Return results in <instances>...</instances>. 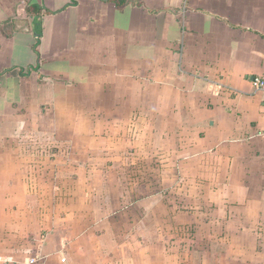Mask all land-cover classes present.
Segmentation results:
<instances>
[{
    "label": "crops",
    "instance_id": "0c3cea01",
    "mask_svg": "<svg viewBox=\"0 0 264 264\" xmlns=\"http://www.w3.org/2000/svg\"><path fill=\"white\" fill-rule=\"evenodd\" d=\"M257 77L264 0H0V264H108L80 203L65 217L39 204L29 173L46 135L94 136L103 156L130 148L134 165L166 168V189L184 184L214 230L236 233L185 264H264Z\"/></svg>",
    "mask_w": 264,
    "mask_h": 264
},
{
    "label": "rangeland",
    "instance_id": "374dc122",
    "mask_svg": "<svg viewBox=\"0 0 264 264\" xmlns=\"http://www.w3.org/2000/svg\"><path fill=\"white\" fill-rule=\"evenodd\" d=\"M79 127L84 128L82 124ZM93 137L77 136L78 143L64 137L53 145L46 135L44 139L48 140H39L38 144H42L37 148L38 157L44 162L39 170L29 175L40 177L39 183H43V188L39 185L38 189L43 196L39 204L43 202L44 210L54 207L56 214L65 217L69 211L74 213L73 201L80 203L77 208L82 211L81 226L92 224L96 237L104 242L102 254H98L103 262L185 264L182 262L184 257L190 261L195 258L212 260L214 255L227 249L220 240L226 238L225 234L230 239L232 231L221 232L218 224L214 230L213 216L203 219L197 214L196 200H189L181 194L187 189L184 184L178 181L171 184L173 191L171 187L166 189L164 166H150L147 157L146 161L141 159L134 165V158L139 155L130 148L121 152H103V156L98 146L92 144ZM112 138L114 142H123V138L127 140L125 136L112 135ZM179 171L177 169V173ZM92 177L100 180L90 182ZM170 177L172 179V175ZM81 180L85 183L81 184ZM153 190L156 198L148 199V192ZM83 214H88V218ZM235 236L236 233L232 232L233 239ZM91 252L94 254V248Z\"/></svg>",
    "mask_w": 264,
    "mask_h": 264
},
{
    "label": "built area",
    "instance_id": "2783aa9c",
    "mask_svg": "<svg viewBox=\"0 0 264 264\" xmlns=\"http://www.w3.org/2000/svg\"><path fill=\"white\" fill-rule=\"evenodd\" d=\"M253 87L258 91H264V77H257L252 81ZM259 136L264 139V129L261 130ZM3 264H13L9 261L4 262Z\"/></svg>",
    "mask_w": 264,
    "mask_h": 264
}]
</instances>
